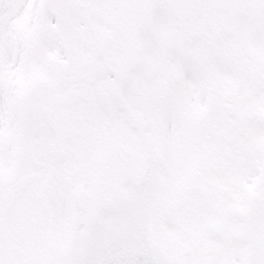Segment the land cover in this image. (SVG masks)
<instances>
[{"label": "snow or ice", "instance_id": "snow-or-ice-1", "mask_svg": "<svg viewBox=\"0 0 264 264\" xmlns=\"http://www.w3.org/2000/svg\"><path fill=\"white\" fill-rule=\"evenodd\" d=\"M0 264H264V0H0Z\"/></svg>", "mask_w": 264, "mask_h": 264}]
</instances>
